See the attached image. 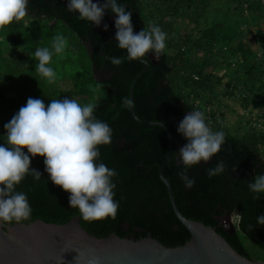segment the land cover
<instances>
[{"label":"trees","instance_id":"1","mask_svg":"<svg viewBox=\"0 0 264 264\" xmlns=\"http://www.w3.org/2000/svg\"><path fill=\"white\" fill-rule=\"evenodd\" d=\"M120 3L129 11L131 6L134 31L146 30L140 0H120ZM27 16L34 27L43 19L61 22V34L87 42L91 50L90 54H86L82 47L80 54L65 57L64 60L71 65L68 74L76 88L74 95L97 102L95 115L114 130L113 143L101 145L99 150L101 161L119 173L115 178V199L119 201L120 207L114 219L106 217L85 221L78 209L68 206L69 193L49 179L44 171V157L36 156L32 158L30 167L42 173L41 179L36 181L27 175L17 186L18 191L27 194L33 209L31 220L21 223L41 219L65 224L74 216H79L81 226L99 238L116 234L121 238L135 236L139 240L150 235L166 247L182 246L189 241L191 235L175 215L166 185L159 176L160 166L167 153V133L161 126L137 121L131 111L122 106L123 98H130L132 82L145 66L143 60H147L148 68L137 78L133 87L134 113L144 121L163 122L170 131L172 151L164 169V177L170 183L178 210L187 219L215 228L238 253L248 259L253 258L241 241L240 234L264 253V226L256 225V217L264 215V194L260 199H255L248 188L252 178L264 172V139L261 140L259 132L249 131L239 137L232 134L222 122L206 116L213 130L224 131L225 143L207 164L201 162L188 169V175L196 180L194 188L186 189L179 176L184 165L177 152L187 141L177 133L178 123L188 111L201 110L205 115L206 112L197 108L182 90H178L170 77L175 74L177 76L180 71L202 72L207 57L202 63L195 64L183 53L170 56L164 50L156 62L151 57L128 60L126 51L117 47L115 27L109 22V18L115 16L110 9L105 10L103 18L109 26L107 31L103 30V26L97 28L79 19L77 13L68 11L67 0H30ZM54 29L55 25L48 27L50 32ZM66 29H70L72 34ZM25 34L30 36L31 41L23 46ZM6 44L13 46L12 57L3 59L0 50V62L7 60L8 81L11 72L19 68L25 70V76L37 72L38 60L34 53L41 45L23 19L0 27V48ZM113 56L121 58L119 66L111 63ZM94 71H104L107 77L96 80ZM27 80L13 84L15 88L23 87L21 94L14 87L8 93L1 91L0 87V114L11 108L19 110L23 106L24 94L29 91L31 94L38 93L46 87L45 79L37 80L35 85L27 84ZM243 92L239 94H245L243 97L248 98L249 92ZM8 97L10 102L6 104ZM221 159L227 164L228 170L222 175L209 178L206 169L214 167L217 160ZM234 210L242 215V220L238 221V230L229 233L220 218L230 215Z\"/></svg>","mask_w":264,"mask_h":264},{"label":"clouds","instance_id":"2","mask_svg":"<svg viewBox=\"0 0 264 264\" xmlns=\"http://www.w3.org/2000/svg\"><path fill=\"white\" fill-rule=\"evenodd\" d=\"M30 0H0V27L11 24L28 15ZM67 9L77 13L79 19L100 27L105 10L114 14L115 41L117 47L126 51L128 60L152 57L166 49L167 33L153 23L148 30L134 31L132 12L120 0H67ZM103 24V30H108ZM68 41L63 34L56 35L49 47L37 48L36 71L50 83L56 79L50 67L53 56L64 53ZM114 66L121 58L111 57ZM126 110L135 108L133 98L124 97ZM97 102L82 105L76 99L64 97L53 99L47 106L42 99L28 98L26 105L4 125L5 134L0 136V224L27 222L32 217L28 196L17 186L31 175L39 181L42 173L30 167L32 158L44 157V171L54 185L69 193L68 206L78 209L85 221L116 217L120 207L115 199V178L119 173L100 159L99 146L113 143V128L95 115ZM177 133L187 141L179 150L184 169L179 173L186 189L195 187L196 180L188 175V169L207 164L225 143V133L213 130L201 110L188 111L178 123ZM27 149L25 152L24 149ZM228 166L217 160L214 167L206 169L209 178L224 174ZM233 169L232 171H234ZM255 199L264 194V172L254 176L248 183ZM242 220L235 210L231 220ZM256 225L264 226V215L256 217ZM78 264V262H77Z\"/></svg>","mask_w":264,"mask_h":264},{"label":"rangeland","instance_id":"3","mask_svg":"<svg viewBox=\"0 0 264 264\" xmlns=\"http://www.w3.org/2000/svg\"><path fill=\"white\" fill-rule=\"evenodd\" d=\"M140 6L146 30L156 23L167 33V55L183 53L195 64L202 63L207 57L202 72L180 71L177 76L171 75L174 86L182 90L197 108L204 109L206 116L222 122L232 134L242 137L254 131L259 132L263 140L264 117L262 126L257 129L253 126V119L264 105V0H140ZM258 6L260 8L256 9ZM22 19L41 47L51 48L53 38L61 34L59 28L63 24L57 20H39L34 27L27 15ZM114 20L109 18L110 23ZM103 24L104 20L100 27ZM50 25H55L53 32L48 31ZM66 30L72 34L70 29ZM29 37L24 35L23 46L31 41ZM66 38L65 52L54 55L49 65L57 74L54 82L50 83L37 72L25 76V70L20 68L11 72L8 81L9 67L7 60H3L0 62L1 91L11 92L15 82L22 83L25 79L29 85L45 79L46 90L24 94L23 106L28 98L42 99L46 106L51 100L64 97L76 99L82 105L91 103L92 99L74 95L76 88L68 74L71 65L64 60L80 54L82 47L86 54L91 50L85 41ZM12 47L1 46L3 59L12 57ZM93 76L100 80L106 78L107 73L94 71ZM14 89L21 94L23 87ZM245 90L249 92L248 98L243 94L238 96ZM5 102H10V97ZM18 111L11 108L0 114V136L5 134L4 125ZM229 216L220 218L222 225L230 232L237 231L238 221H229ZM240 238L251 257L264 262V253L242 234Z\"/></svg>","mask_w":264,"mask_h":264},{"label":"water","instance_id":"4","mask_svg":"<svg viewBox=\"0 0 264 264\" xmlns=\"http://www.w3.org/2000/svg\"><path fill=\"white\" fill-rule=\"evenodd\" d=\"M101 55L105 56L103 52ZM143 63L144 68L131 84L130 98L137 78L149 66L147 60ZM130 111L137 121L161 126L167 133V153L159 176L166 185L175 215L191 235L189 241L182 246L166 247L150 235L139 240L116 234L99 238L81 226L79 216L65 224L37 219L27 224H0V264H264L242 256L215 228L180 213L170 183L164 177L172 151L170 131L163 122L144 121L135 115L134 109Z\"/></svg>","mask_w":264,"mask_h":264},{"label":"built area","instance_id":"5","mask_svg":"<svg viewBox=\"0 0 264 264\" xmlns=\"http://www.w3.org/2000/svg\"><path fill=\"white\" fill-rule=\"evenodd\" d=\"M238 96H242L239 94ZM244 96V95H243ZM263 117H264V107L261 109V111L257 114V116L253 119V126L257 129V127L262 126L263 123Z\"/></svg>","mask_w":264,"mask_h":264},{"label":"flooded vegetation","instance_id":"6","mask_svg":"<svg viewBox=\"0 0 264 264\" xmlns=\"http://www.w3.org/2000/svg\"><path fill=\"white\" fill-rule=\"evenodd\" d=\"M113 19H115V17H112ZM113 24H114V22H113ZM98 28H101V27H98ZM149 57H151V59L154 61V62H156V60L158 59L157 57H160V56H156L155 58H153L152 57V54H149ZM252 260H254V259H252Z\"/></svg>","mask_w":264,"mask_h":264}]
</instances>
